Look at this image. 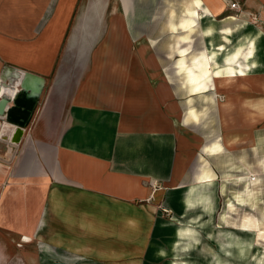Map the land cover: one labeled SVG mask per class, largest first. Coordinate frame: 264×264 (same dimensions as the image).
I'll list each match as a JSON object with an SVG mask.
<instances>
[{
    "label": "crops",
    "instance_id": "1",
    "mask_svg": "<svg viewBox=\"0 0 264 264\" xmlns=\"http://www.w3.org/2000/svg\"><path fill=\"white\" fill-rule=\"evenodd\" d=\"M151 4L0 0V264H264V0L171 9L185 122Z\"/></svg>",
    "mask_w": 264,
    "mask_h": 264
},
{
    "label": "rangeland",
    "instance_id": "2",
    "mask_svg": "<svg viewBox=\"0 0 264 264\" xmlns=\"http://www.w3.org/2000/svg\"><path fill=\"white\" fill-rule=\"evenodd\" d=\"M182 2L183 0H173V8L175 9L174 11L178 10V13L181 11ZM151 3L152 4L150 6L146 7L148 11L152 13L151 19H153L149 22V25L147 27V30H148L147 32H150V33L158 32L159 34L161 33L163 35V37L156 38L152 41L153 51H156L158 55L162 57V67L164 68L163 71L166 77L168 78V80H170L173 84H175V85H171V87L168 86V88L172 90L173 95L176 96L175 97L176 100L177 99L179 100L178 104L180 108V116H181L180 120L185 122L186 120H185L184 112L186 108V96H185L186 91H185V88L181 86L182 84L180 83L178 84V78L184 75L183 74L184 71L179 70L178 71L179 74L177 73V68L175 67L176 65L175 63H176V60L178 59V55L175 61L173 62L174 55H173V52L171 53L170 51V43H171L172 38L169 33L168 34L166 33L167 27L165 26V23L167 24V22L169 21L167 19L171 18L170 13H171V9H173L172 2L171 0H151ZM132 9L134 10V15L132 16L136 18L138 16V10H139L138 5H133ZM181 42L178 44H175L176 48L177 47L179 48V46L180 47L185 46V44L181 45ZM137 45L138 47L142 46L138 44V42H137ZM42 97H43V93L37 98L38 102L36 103L33 109V112L28 119L29 123L32 121L33 114L36 112L35 110L37 109L38 104L41 102ZM205 149L207 152H211V153L222 151V147L219 143L218 138H215L211 143L207 144L205 146ZM259 188L260 190H264V182L260 183ZM260 201L264 202V198H261ZM228 233L230 232L228 231ZM210 236L212 237V239H218V237L220 236V233L219 235L217 234L216 237L213 236L212 234ZM214 253L217 254V252H214Z\"/></svg>",
    "mask_w": 264,
    "mask_h": 264
},
{
    "label": "bare ground",
    "instance_id": "3",
    "mask_svg": "<svg viewBox=\"0 0 264 264\" xmlns=\"http://www.w3.org/2000/svg\"><path fill=\"white\" fill-rule=\"evenodd\" d=\"M194 1V0H193ZM186 24L184 23V26ZM181 52L185 53L184 50H182ZM181 55H185V54H181ZM182 66H184L185 69H183V71L185 72V76L187 74V69H186V64L182 61ZM20 75V73H18ZM40 78H37L36 76L29 74V73H25L24 75V80L22 81V86L23 88L21 90H18L17 87L15 88H11L7 85H4V83H2V81L0 80V95H5L4 93H8V94H15L13 95L14 99H19L22 101H26L27 103H32L33 102V92H28L27 88L25 87L24 84H27L31 81H40ZM33 86V85H32ZM37 94V92H36ZM7 115L11 117V119L15 120V121H19L20 119H26L27 115H28V111L29 107H25V108H21L19 105H12L10 107H8L7 109ZM13 112H18L17 114H13ZM18 133L20 134L19 130H16L15 133L13 134V138L15 139V134ZM17 139V138H16ZM251 179H254V175L250 177Z\"/></svg>",
    "mask_w": 264,
    "mask_h": 264
},
{
    "label": "water",
    "instance_id": "4",
    "mask_svg": "<svg viewBox=\"0 0 264 264\" xmlns=\"http://www.w3.org/2000/svg\"><path fill=\"white\" fill-rule=\"evenodd\" d=\"M24 85H25L26 88H30V85H29V84H24ZM8 101H9V99H7L6 97L0 98V114H1V115H4L5 112L7 111L6 108L9 107V106H8ZM12 105H13V106H14V105H19V106H22V107H29V106L32 105V103L29 104V103H27V102H25V101H22V100H19V99H14ZM12 105H10V106H12ZM5 116H6L7 118H11V117L8 116V115H5ZM24 120H25V119H24ZM19 121H20V124H21V123L23 122V119H20Z\"/></svg>",
    "mask_w": 264,
    "mask_h": 264
},
{
    "label": "built area",
    "instance_id": "5",
    "mask_svg": "<svg viewBox=\"0 0 264 264\" xmlns=\"http://www.w3.org/2000/svg\"><path fill=\"white\" fill-rule=\"evenodd\" d=\"M164 211H165V212H168V211L166 210V208L164 209Z\"/></svg>",
    "mask_w": 264,
    "mask_h": 264
}]
</instances>
